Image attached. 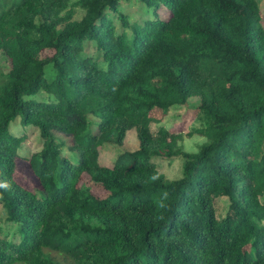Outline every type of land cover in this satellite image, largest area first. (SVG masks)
<instances>
[{"label": "trees", "instance_id": "1", "mask_svg": "<svg viewBox=\"0 0 264 264\" xmlns=\"http://www.w3.org/2000/svg\"><path fill=\"white\" fill-rule=\"evenodd\" d=\"M124 1L0 0V264H264L259 0H140L155 12L144 19ZM192 97L201 124L188 135L206 138L196 153L152 130V110ZM18 117L43 141L29 160L40 189L17 179ZM131 129L138 149L102 164L100 149ZM159 157L182 158L183 176L169 179ZM85 174L108 196L78 188Z\"/></svg>", "mask_w": 264, "mask_h": 264}, {"label": "rangeland", "instance_id": "2", "mask_svg": "<svg viewBox=\"0 0 264 264\" xmlns=\"http://www.w3.org/2000/svg\"><path fill=\"white\" fill-rule=\"evenodd\" d=\"M261 12L263 15L264 23V0H259ZM122 10L128 12L132 17H138L139 19H144L146 17H152L155 12L152 8H147V6L140 0H132L130 2L124 1L122 5ZM160 14V10L158 12ZM83 15L81 9H77L75 18H80ZM44 56L49 54V52H44ZM9 62L6 58L0 57V68L4 70L8 67ZM45 93L41 92L39 97L44 98ZM199 106V99L197 97H192L188 100L187 104L174 107L168 113L163 114L161 110H152V115L159 120V123L152 124V130L155 132L158 127L164 126L170 129L174 133H179L182 135V140L179 141V147L183 150L191 153H196L199 150L201 144L206 142V138L200 136L199 134H194L189 136L188 133L193 131L195 128L199 127L201 121L197 116V108ZM92 120L98 122L100 118L93 117ZM10 130L13 134H21L27 136V140L21 145L19 154V175L17 179L29 189L39 188V181L35 175L32 167L30 165V157L42 150L43 141L41 139L39 130L31 125H24L21 123L20 117L16 118L12 123ZM55 138L61 140L64 144V152L60 156L68 155L72 162L77 161V153L75 151L69 152V147L71 146V139L62 133L54 132ZM139 147V142L137 139V134L135 129H131L127 133V137L123 146L115 147L113 145H105L100 149V162L105 165H112L113 161L118 158L122 152H133ZM124 162L130 163L131 158L125 156ZM155 161L161 172L166 174V176L171 180L179 179L183 176V159L180 157L174 158L172 160L165 158H155ZM89 187L91 192L100 198H105L108 196V192L101 188L98 184L91 181L90 177L85 174L78 183V188ZM40 189V188H39ZM79 190V189H78ZM230 202L227 197H220L215 202L216 213L220 218H223L229 210ZM6 217L5 211L0 204V220L4 221ZM4 226L10 227L9 224L3 222Z\"/></svg>", "mask_w": 264, "mask_h": 264}]
</instances>
